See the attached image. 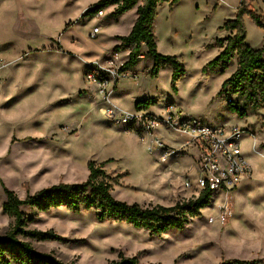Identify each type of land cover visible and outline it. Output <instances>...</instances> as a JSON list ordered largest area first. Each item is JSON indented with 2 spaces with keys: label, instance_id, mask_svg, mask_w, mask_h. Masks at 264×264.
<instances>
[{
  "label": "rangeland",
  "instance_id": "obj_1",
  "mask_svg": "<svg viewBox=\"0 0 264 264\" xmlns=\"http://www.w3.org/2000/svg\"><path fill=\"white\" fill-rule=\"evenodd\" d=\"M98 1L0 0V234L13 224L3 211V185L24 199L60 182L85 181L89 161L106 162L111 193L121 201L172 206L197 197L184 185L188 173L196 180L197 173L188 172L192 159L161 162L135 131L102 113V96L88 71L95 63L113 60L120 65L127 60L128 51L113 49L117 36L130 32L136 10L117 19L111 17L112 7L103 15H85ZM242 1L247 11L264 19V0H181L173 7L162 3L154 33L158 51L176 56L185 66L177 90L172 88L173 68L165 66L151 76L153 61L148 58L110 87L113 104L122 110L135 111L137 98H154L158 104L147 111L156 116H163L164 106L172 102L207 124L244 128L241 147L253 175L234 192L213 195L185 228L160 235L99 221L94 210L35 212L25 206L27 229L51 231L63 239L32 241L38 250L71 264H111L120 253L137 256L142 264L264 259V106L241 117L229 106L237 96L219 95L236 60L224 73L205 69L221 51L218 40L231 35L222 25L236 18ZM243 22L246 42L262 48L264 28L247 14ZM96 27L97 36L91 38Z\"/></svg>",
  "mask_w": 264,
  "mask_h": 264
},
{
  "label": "trees",
  "instance_id": "obj_2",
  "mask_svg": "<svg viewBox=\"0 0 264 264\" xmlns=\"http://www.w3.org/2000/svg\"><path fill=\"white\" fill-rule=\"evenodd\" d=\"M181 0H99L85 15H97L108 7H114L111 17L119 18L124 13L137 8V17L127 35L117 36L118 44L114 52L128 51V58L120 68L121 72H135L143 58L153 61L148 70L151 76H157L162 68L171 66L172 88L177 90V82L185 75V66L174 55L162 54L157 48L154 24L157 9L162 3L171 7ZM247 14L260 27L264 28V19L255 12L247 11L242 4L236 18L227 20L222 28L231 35L219 39L220 53L205 67L209 72L224 73L235 64L237 67L226 79L219 92H229L237 96V101L229 100L230 108L244 117L249 109L255 111L264 106V46L254 49L246 42V29L243 16ZM135 79V77H134ZM158 104V100L140 98L136 101V109H149ZM106 162H88V177L83 182H60L27 194L24 199L4 187L6 200L3 211L13 219L8 230L0 234V264H71L59 259L53 252L38 250L32 241L63 240L51 231L27 229V215L23 207L35 212H48L52 209L65 207L74 213L97 211L99 221L126 223L137 229H145L152 234L160 235L171 229H183L191 219L200 216L201 210L207 207L212 192L202 191L196 198L177 203L172 206L156 205L144 207L138 203H128L116 199L111 191L112 184L108 181L104 169ZM3 184V183H2ZM111 264H142L137 256H126L120 253ZM149 264H162L152 262ZM218 264H264V259L253 260H222Z\"/></svg>",
  "mask_w": 264,
  "mask_h": 264
},
{
  "label": "built area",
  "instance_id": "obj_3",
  "mask_svg": "<svg viewBox=\"0 0 264 264\" xmlns=\"http://www.w3.org/2000/svg\"><path fill=\"white\" fill-rule=\"evenodd\" d=\"M97 14L103 15V10ZM97 33L96 27L91 38H96ZM0 65L4 66L1 59ZM122 65L108 60L105 64L95 63L88 71V79L95 81L102 96V113L112 123L135 131L149 153L158 152L161 162L168 163L183 156L192 159L188 172L195 171L197 176L194 182L189 173L186 175V189L197 196L204 190H209L212 195H228L252 174V165L241 147V140L247 134L244 128L207 124L195 116L183 114L172 102L164 106L163 116H156L146 109L127 111L115 106L110 85L125 76L126 72L120 71ZM168 136L173 140H168ZM225 214H228L226 209Z\"/></svg>",
  "mask_w": 264,
  "mask_h": 264
},
{
  "label": "crops",
  "instance_id": "obj_4",
  "mask_svg": "<svg viewBox=\"0 0 264 264\" xmlns=\"http://www.w3.org/2000/svg\"><path fill=\"white\" fill-rule=\"evenodd\" d=\"M112 8H114V7H112ZM132 10H136V13H135L136 15H135V18L133 19V24H134V22H135V20H136V17H137V8H134V9H132ZM130 11H131V10H130ZM128 12H129V11H128ZM126 13H127V12H126ZM126 13H124L123 15H125ZM133 24L130 26V30L132 29ZM145 52H146V50L144 49V53L141 55V58L144 57ZM118 55H120V54H118ZM127 57H128V55H127ZM143 59H144V58H143ZM136 81H138V79H136ZM138 99H140V98H137L136 101H137ZM258 153H260V152H258ZM245 155L247 156V154H245ZM179 158H182V157H179ZM252 175H253V171H252V174H251L250 176H252ZM250 176H249V177H250ZM249 177H248V178H249ZM248 178L242 180V182L238 185V187H239V186H240L245 180H247ZM238 187H237V188H238ZM237 188H236V189H237ZM236 189H235V190H236Z\"/></svg>",
  "mask_w": 264,
  "mask_h": 264
},
{
  "label": "bare ground",
  "instance_id": "obj_5",
  "mask_svg": "<svg viewBox=\"0 0 264 264\" xmlns=\"http://www.w3.org/2000/svg\"><path fill=\"white\" fill-rule=\"evenodd\" d=\"M260 154V153H259Z\"/></svg>",
  "mask_w": 264,
  "mask_h": 264
}]
</instances>
